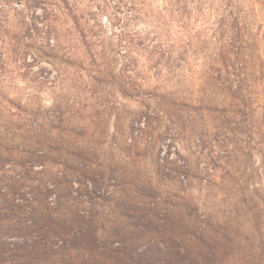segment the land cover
Listing matches in <instances>:
<instances>
[{
  "label": "rangeland",
  "instance_id": "1",
  "mask_svg": "<svg viewBox=\"0 0 264 264\" xmlns=\"http://www.w3.org/2000/svg\"><path fill=\"white\" fill-rule=\"evenodd\" d=\"M237 1L261 58L248 155L227 125L239 121L230 99L211 86L225 3L0 0L6 177L30 173L26 197L56 184L49 201L61 193L82 217L68 213L77 241L87 245L80 227L96 230L99 251L62 260L264 264V0Z\"/></svg>",
  "mask_w": 264,
  "mask_h": 264
},
{
  "label": "trees",
  "instance_id": "2",
  "mask_svg": "<svg viewBox=\"0 0 264 264\" xmlns=\"http://www.w3.org/2000/svg\"><path fill=\"white\" fill-rule=\"evenodd\" d=\"M220 2L225 3V12L219 20L217 31L224 44L218 55L219 68L211 69L215 78H211L214 81L210 85L230 99L227 107L239 117V121H228L227 125L232 124L231 131L240 135V143L244 142L245 146H249L248 152L243 153L248 155L251 152L250 145L255 141L254 135L257 134L254 116L259 98L257 87L260 79L257 74L261 58L253 56L255 51L248 43L252 37L248 32L249 25L244 20L245 16L241 15L243 6L237 0ZM170 6L171 2L168 1L163 10L167 11ZM129 63L131 64V60ZM227 107L217 106L210 111L224 114L228 111ZM4 151L12 150L10 146L0 143V264H50L51 259L58 262L52 264H70L61 259L64 254L70 255L72 251L92 254L99 251L96 230L92 224L88 227L87 235L82 233L83 227L79 228L80 236L82 234L87 237V245L77 241L79 237L75 234L78 231L72 227L73 220L68 219V213H74L75 224L80 226L78 222L82 217L77 211L76 203H72L71 199L66 200V196L61 193L49 201L51 194H55L56 184L40 183L41 185L30 189L34 194L26 197L25 193L19 191L18 184L30 180V173L9 182L12 179L6 177V164L16 163L3 155ZM71 155L83 160L80 152L73 151ZM261 156L264 160V155ZM16 194L23 199L22 202L18 198L16 203Z\"/></svg>",
  "mask_w": 264,
  "mask_h": 264
}]
</instances>
